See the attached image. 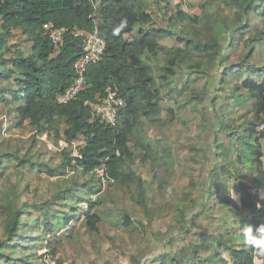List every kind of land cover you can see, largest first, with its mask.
<instances>
[{
    "label": "trees",
    "instance_id": "obj_1",
    "mask_svg": "<svg viewBox=\"0 0 264 264\" xmlns=\"http://www.w3.org/2000/svg\"><path fill=\"white\" fill-rule=\"evenodd\" d=\"M170 5V0H0V105L17 128L33 132L23 154L18 146L7 145L4 152L0 146V264H44L40 261L46 253L40 256L35 249L60 226L66 229L65 237L73 238L75 220L90 234H98L107 220L117 230L136 232L140 223L134 218L136 211L151 220L157 213L153 185L163 188L159 169L171 168L173 153L162 139L147 135L146 123L169 126L176 119L173 109L168 110L170 120L163 117L162 101L177 90L183 73L217 79L216 69L217 88L225 89L224 98L232 105L224 109L223 118L217 115L214 160L203 148L199 160L194 159L199 174L192 189L200 179L204 185L202 176L209 165L205 192L207 199L212 198L211 205L206 201L192 217L209 210L226 213L218 231L196 232L190 243L173 252L133 256L131 264H256V249L246 243L243 228L264 223V63L255 61L264 47V0L189 3L200 9L198 13L179 3L168 18L170 25L158 26L153 8L164 9L167 16ZM125 20L126 26L117 33ZM45 25L64 30L59 47ZM78 30L98 31L106 49L101 61L87 67L84 89L61 104L57 98L74 83L78 76L74 65L83 55ZM15 31L27 36V51L9 45ZM175 36L180 45L162 42ZM240 46L237 62H232L231 54ZM109 88L126 103L114 126L92 108ZM192 100L197 106L215 103L206 88L193 93ZM237 107L242 111L234 119ZM202 110L206 114V108ZM44 134L65 141L67 147L57 159L33 153L36 136ZM77 141L81 144L76 156L70 148ZM138 162L151 179L137 173L133 166ZM25 168L57 178V188L39 202H23L27 188L20 183ZM105 183L110 186L107 193ZM185 198L187 202L177 207L183 220L198 204L193 197ZM62 238L54 237L51 257ZM173 240L167 244L172 246Z\"/></svg>",
    "mask_w": 264,
    "mask_h": 264
},
{
    "label": "rangeland",
    "instance_id": "obj_2",
    "mask_svg": "<svg viewBox=\"0 0 264 264\" xmlns=\"http://www.w3.org/2000/svg\"><path fill=\"white\" fill-rule=\"evenodd\" d=\"M203 0H170L172 13L166 16L164 9H155V20L158 26L167 27L170 25L168 18L175 12V6L179 3L188 12L198 13L200 9L198 7H189V3L197 5ZM20 31H15L14 36L8 38V43L11 47L23 48L28 50V40ZM27 41V42H26ZM164 45H172L180 43L176 40V36L170 39H162ZM243 46H240L235 52L231 54V61L237 62V55L241 52ZM10 53L6 52V56L9 57ZM255 61L258 63H264V47H261L260 52L257 51L255 55ZM217 73V77H200L191 74L183 73L181 80L176 84V91L170 95H166L162 101V105L165 108L163 117L166 120L171 119L169 109H173L176 114L169 126H154L146 123L145 131L151 139H162L164 145L171 148L173 165L168 171L164 168L159 169V173L164 178L165 183L162 189H158L159 184H154V191L151 195H154V208L157 213L149 220L141 212L136 211L134 218L137 224V230L133 233H128L123 230H117L108 220L101 224L100 232L98 234H90L85 228L82 227L80 220L72 222L74 225L73 232L71 233L73 238L65 237L66 229L61 226L51 232L42 246L37 247L35 250L38 255L45 254V257L40 262L45 264L46 258H51L54 264H131L133 256L140 258L154 257L159 253L173 252L185 243L192 241V234L196 232H203L206 234H212L214 231H218V223L220 218L225 215L226 212L209 210L204 214H201L197 218H193L192 214L198 210L206 201L211 205V198L206 197V187L209 189L208 180H205L208 176L209 165L203 173L204 185H196L195 189H192V182L198 176V165L194 159L199 160L197 157L200 155V149H206L211 161L214 160L215 153L212 146L215 132L218 126V118L224 117V109L231 106L232 101H226L224 95L225 89L217 88L218 81L220 80V70ZM208 90L210 99H213L215 103L209 101L197 106L191 97L193 93H199L203 89ZM202 107L206 108V114L202 110ZM242 108L237 107L232 112V117L239 115ZM236 119V118H234ZM33 132L28 128L19 129L16 127L15 122H12L11 117L8 116L7 110L3 105H0V146L2 151H6V146L20 147L21 153H25L30 144ZM222 141L226 140V134L220 135ZM81 142H75L70 151L73 155H79ZM67 147L65 141L56 142L52 135H39L36 136V148L33 153L36 155L38 151L41 152V158L57 159V154ZM203 157V156H202ZM203 159V158H202ZM200 166V165H199ZM139 175L143 179H151L148 175L146 168L141 167L140 163L133 166ZM22 171L25 174L22 177L20 183L21 188L26 189V194L23 197L24 201H37L47 198L50 195L48 191H53L57 188V178L48 177L43 173L39 175L29 168H25ZM102 174V170H99ZM74 177L78 175L71 174ZM70 175V176H71ZM69 177H65L69 179ZM12 182L17 180L16 175L11 176ZM78 179V178H76ZM81 181V180H80ZM69 183V181L67 182ZM109 185L105 183L104 192L109 191ZM81 193V192H80ZM121 194V193H119ZM236 199L238 195L234 193ZM185 197H193L198 200V204L195 209L187 215V218L181 219L180 210L177 209L179 203L187 202ZM96 198V196H93ZM119 201L118 197H116ZM207 199V200H206ZM77 201V200H76ZM213 201V200H212ZM85 209L86 203H80ZM60 209V210H59ZM58 211H61L59 208ZM229 214V212H228ZM60 236L62 238L61 244H57V254L55 257H51L48 253L53 247L54 237ZM173 240V245L169 246L167 241ZM256 264H264V258L258 255L257 249L254 252Z\"/></svg>",
    "mask_w": 264,
    "mask_h": 264
},
{
    "label": "built area",
    "instance_id": "obj_3",
    "mask_svg": "<svg viewBox=\"0 0 264 264\" xmlns=\"http://www.w3.org/2000/svg\"><path fill=\"white\" fill-rule=\"evenodd\" d=\"M53 27V25H45L46 29ZM63 31L62 29H51V41L57 48L63 42ZM76 36L81 37V46L83 55L75 63L74 67L77 72V77L71 87L62 95L58 96L57 100L61 104H65L74 100L79 93L84 89L86 85L85 71L88 66L98 63L102 60L106 43L104 38L99 34L98 31L94 33H87L78 30ZM125 99L121 97L118 92L114 89L109 88L107 94L100 98L96 103L92 104V108L97 116L109 125H116L118 122L119 110L125 106ZM258 255L264 256V251L257 249ZM45 264H54L51 258L45 259Z\"/></svg>",
    "mask_w": 264,
    "mask_h": 264
},
{
    "label": "clouds",
    "instance_id": "obj_4",
    "mask_svg": "<svg viewBox=\"0 0 264 264\" xmlns=\"http://www.w3.org/2000/svg\"><path fill=\"white\" fill-rule=\"evenodd\" d=\"M126 20L121 21L120 25L115 29L118 33L126 26ZM244 238L246 243H250L254 249L264 251V223L258 225H245L243 228Z\"/></svg>",
    "mask_w": 264,
    "mask_h": 264
},
{
    "label": "crops",
    "instance_id": "obj_5",
    "mask_svg": "<svg viewBox=\"0 0 264 264\" xmlns=\"http://www.w3.org/2000/svg\"><path fill=\"white\" fill-rule=\"evenodd\" d=\"M263 47V46H262Z\"/></svg>",
    "mask_w": 264,
    "mask_h": 264
}]
</instances>
